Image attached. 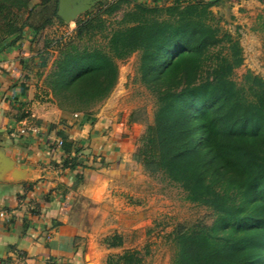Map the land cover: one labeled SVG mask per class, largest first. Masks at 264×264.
I'll return each mask as SVG.
<instances>
[{"label":"trees","instance_id":"16d2710c","mask_svg":"<svg viewBox=\"0 0 264 264\" xmlns=\"http://www.w3.org/2000/svg\"><path fill=\"white\" fill-rule=\"evenodd\" d=\"M225 1L99 3L76 22L69 38L45 46L55 47L57 56L45 77L44 95L62 114H81L86 122L115 87L116 62L139 53L140 82L153 94L155 110L135 159L214 215L209 225L174 229L172 264H264V81L251 72L240 85L232 79L243 63L242 49L217 26L210 10ZM58 3L0 0V56L36 40L55 22L65 25ZM35 8L45 18L38 25L29 21ZM258 23L264 33V15ZM97 37L105 47L94 43ZM262 49L264 54V43ZM62 124L70 128L65 119ZM56 136L61 145L55 165L80 178L81 146L64 130ZM106 242L119 247L122 238L114 235ZM104 264L144 260L135 250L108 257Z\"/></svg>","mask_w":264,"mask_h":264},{"label":"rangeland","instance_id":"374dc122","mask_svg":"<svg viewBox=\"0 0 264 264\" xmlns=\"http://www.w3.org/2000/svg\"><path fill=\"white\" fill-rule=\"evenodd\" d=\"M111 1L82 0L87 10L74 21L64 22L65 25L55 22L44 28L36 40L20 45L30 56L26 66L34 84H41L45 91V77L57 56L55 47L45 49L47 42L69 38L78 20L99 3ZM35 9L29 21L38 25L45 18L41 9ZM210 10L217 26L237 40L242 49L243 63L232 79L240 85L243 76L251 72L264 81V33L258 29L264 4L256 0H226ZM120 16L119 13L114 18ZM94 43L103 47L106 44L99 37ZM139 57V53H134L116 62V85L105 100L91 109L93 125L86 123L79 130L83 123L81 114H62L70 126L69 130L63 128L64 132L75 138L84 154L79 160L85 168H78L80 178L71 181V192L66 191L70 203L68 218L77 226L76 244L85 257L82 264H104L108 257L135 250L144 264H172L174 229L179 225H209L214 218L211 210L187 201L178 185L160 173L151 174L135 159L155 110L153 94L140 82ZM41 95L45 100L44 93ZM89 138L99 142L100 148L92 147ZM97 183L102 187L95 190L92 187ZM114 235L122 238V245L108 247L106 240Z\"/></svg>","mask_w":264,"mask_h":264},{"label":"crops","instance_id":"0c3cea01","mask_svg":"<svg viewBox=\"0 0 264 264\" xmlns=\"http://www.w3.org/2000/svg\"><path fill=\"white\" fill-rule=\"evenodd\" d=\"M25 51L0 56V152L12 162L8 168L0 159V264H82L79 231L68 218L66 191L74 174L55 165L60 159L56 134L67 128H61L62 112L49 97L42 100L41 84L29 78V62L21 64L30 60ZM81 120L79 130L93 122Z\"/></svg>","mask_w":264,"mask_h":264},{"label":"water","instance_id":"95a60500","mask_svg":"<svg viewBox=\"0 0 264 264\" xmlns=\"http://www.w3.org/2000/svg\"><path fill=\"white\" fill-rule=\"evenodd\" d=\"M94 4L95 2L91 5ZM86 10L87 8L82 3V0H59L57 15L63 20V22L70 23ZM0 159H2L6 167H12V162L9 161L1 152Z\"/></svg>","mask_w":264,"mask_h":264},{"label":"built area","instance_id":"2783aa9c","mask_svg":"<svg viewBox=\"0 0 264 264\" xmlns=\"http://www.w3.org/2000/svg\"><path fill=\"white\" fill-rule=\"evenodd\" d=\"M138 1L143 2V3H150L152 0H138ZM60 145H61V142L58 141L57 146L60 147Z\"/></svg>","mask_w":264,"mask_h":264}]
</instances>
